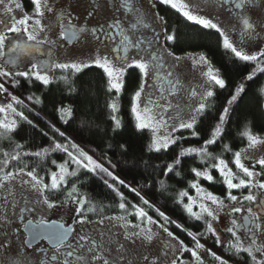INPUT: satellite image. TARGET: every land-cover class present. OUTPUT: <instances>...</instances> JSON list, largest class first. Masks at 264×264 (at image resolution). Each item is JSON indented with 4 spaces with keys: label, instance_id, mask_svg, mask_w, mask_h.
<instances>
[{
    "label": "snow or ice",
    "instance_id": "snow-or-ice-1",
    "mask_svg": "<svg viewBox=\"0 0 264 264\" xmlns=\"http://www.w3.org/2000/svg\"><path fill=\"white\" fill-rule=\"evenodd\" d=\"M162 5L169 6L171 9L175 10L182 16L186 21L199 25L204 29H212L219 33L221 37V42L224 49L230 51L235 58L243 62H252L255 67L252 71L244 78L245 80H251L256 72L264 73V48H260L258 51L246 52L242 47L238 48L234 42L230 39L228 34V29H226L222 24L214 19L202 15L203 9L197 0H159ZM264 3V0H218V6L224 7L228 6V11L231 13L232 17L242 26L241 36L242 38H248L249 40L254 39L264 32V24H255L251 21L249 15L247 14V9L259 6ZM33 9L31 13L25 12L22 4L19 0H0V6H2V11L7 15V20L0 19V25H2V30H0V95L10 96V102L6 104H0V138H6L8 133H11L17 127V121H26L29 125H32V121L25 116L23 111H18L17 106L23 108L26 107L24 101L9 92L6 87V82L10 81L12 86L15 87L19 81L16 77H23L29 82L33 79L41 82L43 85L47 86L51 82V73L53 69H59L64 72L71 71L72 75L81 72L84 68H89L95 66L101 69L104 75L107 77L108 91L112 92L115 90L116 94L122 90L124 85V76L128 69L135 68L139 70L141 83L139 88L135 91L132 96L131 112L136 120V128L138 130L151 129L153 132L152 142L150 144V149L155 151H160L161 149L167 150L170 144L176 143L178 139H184V137H174L170 134L168 135H157L156 133L161 128H171V132L175 133L181 129L190 130V134L193 137H197L199 133L196 131V124L198 118L205 112L208 107L207 101L210 97L214 96V91L212 90L213 85L219 86L220 88L225 87V80L216 72L211 66L207 67L206 71H202V76L205 77V85L202 92H197L195 89L189 92L190 103L187 105L188 114L185 117L183 109L180 105L175 106L174 111L173 105L170 101L164 97L163 92L160 89L155 88L154 91L165 99V103L161 104L158 101H152L151 98L143 99L145 91L147 88V79L157 76L158 79L167 82L170 88L167 89L168 96H174L178 90L179 81L172 82L171 80H165V77H171L172 71L168 70L165 73V77H160L157 74L164 68L165 60L163 55L157 54L155 50L152 49L153 41L146 38H142L141 29H148L151 27L146 21V16L138 8L134 7L132 0H120L119 7L117 10H124L125 15L131 14L132 19L125 26L123 20L114 17L110 23L99 26V29H90L93 36L96 37L97 41H112L113 44L118 42L119 47H111V52L117 53L114 56L108 54H103L99 49L96 51L95 55L87 63L70 61V62H57L52 60L51 62H42L37 59L34 55L41 51V46L44 44H49L50 41L46 36L42 34L46 30H51V26L45 23L46 13H54V8L51 6L50 0H31ZM16 10H19L20 15L14 14ZM156 17L161 22L164 21V17L156 14ZM60 22V36L64 38L67 36L68 39H72L77 35V31L84 32L85 29L81 28L75 30V27L71 24L69 20L66 26L63 23L64 14H59ZM10 21V22H9ZM259 29V31L257 30ZM235 30V25L233 29ZM9 34H12L11 36ZM164 39L166 42H173L176 37L174 34L165 33ZM108 47V45H106ZM7 49V59H4ZM130 49H137V54L132 56L130 59L127 53ZM120 53H124L121 55ZM143 53V54H140ZM167 56L173 57L176 61H179L181 57L174 56L172 51H167ZM27 59V63H25ZM198 62H202L207 65V60L203 55H200L198 61L194 59L193 63L196 65ZM64 79L67 83V77H60ZM243 84L236 87L235 92L230 96L226 102V106L219 115V121L213 128L210 138L204 140V143L200 147H188L182 148L173 163L167 165L165 175L173 171V166L178 165L180 157L190 155L195 153L201 157L211 158L215 162L209 165L210 168L216 169L220 176L223 178V184L227 189L226 196L221 198L208 192L206 189L202 188L197 182H190V188L196 190V197H192L187 191H181L179 197L181 201L184 197H187L188 203L184 204L185 211L197 220L206 217L210 218L206 221V232L210 233L212 236L216 237V244L219 246L224 243L220 237L217 235V229L214 228L213 223L219 219V212L224 211L229 206L225 201L233 202L234 204H240L238 207H231L228 214L240 213L242 210L247 212V215L243 218L242 223H238L237 219H232L230 221V226L224 229L225 232L229 233L231 239L227 242V250L234 252L239 255L240 253H246L250 258L251 264H264V198L258 197L254 194L253 189L264 192V157H260L255 160V163L251 168L245 165L243 162L245 159H249L248 156L244 155L250 149H255L257 146L264 144V137H260L251 132L250 129H245L241 132V136L244 137L248 144L247 147L236 151L233 153L232 163L235 165L237 172L229 167L228 163L218 157L212 156V154L207 150V145H212L216 143L217 139L223 130V125L225 124L230 107L238 100L240 94L244 91ZM264 91V89H262ZM28 99H33L29 97ZM36 103H39V99H35ZM108 107L112 110V113L117 111V103L115 101L111 102ZM58 111L64 115H71V110L68 108H61ZM165 114H167V119H165ZM112 120L115 123V127H120V120L117 119L115 115H112ZM171 121V124H169ZM67 122V121H65ZM54 131L59 132V129H54ZM61 137H65V133L59 132ZM67 140V138L65 137ZM23 146L16 144L12 152L4 151L0 148V189H4L6 185L17 178L20 179L21 184L27 185L30 190L37 193L38 203L46 206L48 209L55 207V204L50 201L47 192L51 190H58L70 177H76L77 172L80 169H85L88 172H99L104 174L106 177L111 178L112 181L118 182L120 185L129 187L125 185L123 180H120L117 176L113 174L107 167L102 163L97 162L89 155L85 150H83L79 145L73 143L71 140H67V143H56L50 146V148L42 149L41 151L34 153L22 152ZM225 151H231L228 145H224ZM61 151L67 154V159L64 163L56 164V161H52L56 164L58 168L57 171L50 172V183H45L44 178L39 176L35 167L31 170L28 169L27 164L19 167L16 171H6L12 164V162H21L22 156H34L40 159H44L49 152ZM71 165H76V168L69 171ZM256 165L260 166V171H256ZM191 171L195 174L197 178L203 177L208 181H213V176L210 174L206 168L201 171L197 168H192ZM242 174V175H241ZM26 177V179H25ZM105 184L112 189L113 192L120 198V203L118 207L121 210L126 211L125 197L119 191L114 184L109 183L106 179ZM162 186H163V182ZM248 189L247 194L241 193V196L233 194V190ZM135 192L140 198L144 205L152 207L150 202L140 195L136 189H130ZM9 195H12V189H6ZM69 198L78 205H85L86 200L83 196L78 194V190L75 184L72 185L71 190L68 193ZM210 201L211 203H206ZM242 202L255 203V208L252 206L243 209ZM197 205L199 208L198 212L193 211V205ZM215 206V207H213ZM134 209V214L141 222L146 225H153L157 222L153 220L151 216L144 210V208L137 206L136 204L131 205ZM29 212L34 211V208H27ZM76 212L80 213L81 208L78 207ZM131 214V213H129ZM160 217L167 223H175V221H170L169 217L163 212H159ZM109 219H114L117 221H124L120 227L125 229L124 239L135 241L137 239L145 242L151 243L156 233L151 227H141L140 224L131 225L132 229L129 230V222L125 220L124 216L111 217ZM83 223V220L78 221ZM41 225L44 221L39 222ZM31 225V221H28L24 225L28 228ZM159 227L164 233L167 234L172 240L177 241L180 252H190L194 264H204L198 250L203 249L204 245L197 240L196 235L189 232L188 234L192 236L193 240L196 241L194 248H188L184 245L183 241H179L178 238L164 225L160 224ZM177 227H180L177 224ZM71 231V229H69ZM242 232V235L239 234ZM38 235V233H37ZM67 232L59 231L54 234L53 243L57 254L50 257V262H58V264H116V260L109 258L105 254V249L102 244L96 241H90L86 236L81 235L79 240L83 242L80 247L86 248V252L77 253L76 249L73 248L72 251H64L61 249L67 247L71 248V245L66 244ZM26 243H29L26 241ZM7 243L0 245V248H6ZM29 247L31 244L29 243ZM166 247H171V245H166ZM125 249L124 244H119L116 248L117 254H119V260L124 262V264H132L128 261L126 257L122 254V250ZM208 254L213 257L218 264H228L221 256L207 250ZM62 256V260H58V257ZM69 257H74V259L69 260ZM165 258L167 254L165 253ZM143 260L146 264H157V259H150L148 256H143ZM13 264H16L13 261ZM43 264V262H42ZM170 264H183V261L179 257L171 258Z\"/></svg>",
    "mask_w": 264,
    "mask_h": 264
},
{
    "label": "trees",
    "instance_id": "trees-1",
    "mask_svg": "<svg viewBox=\"0 0 264 264\" xmlns=\"http://www.w3.org/2000/svg\"><path fill=\"white\" fill-rule=\"evenodd\" d=\"M25 10L30 11L28 7H25ZM167 18L168 26L175 31L176 37L172 51L176 54L203 55L225 80V87L213 90L214 96L208 99L207 109L198 118L195 126L199 133L197 137L189 134L187 138L184 134V139L167 150L150 149V132L136 128V121L131 112L132 96L141 83L139 71H128L123 89L117 95L115 90L108 91L107 77L103 71L91 66L75 75L70 72L57 73V79L49 86L40 87L37 83L21 82L15 92L26 107L17 106V110L23 111L32 121V125L18 119L17 127L8 133L6 138H0V148L12 152L15 145L20 144L23 146L22 152L34 153L50 148L53 142L67 143V140H71L92 153L96 159L109 165L114 175L129 186L114 185L125 197L128 209H131L132 203L135 202L129 198V193H135L130 189H136L149 199L153 208L164 211L170 221L195 231L198 225H205L185 211L183 205L185 199L180 202L179 193L187 191L189 194L190 182H197L192 168L201 171L207 168L214 179L211 182L201 180L199 182L201 187L223 197L226 194V187L213 168L209 167L215 161L206 157L200 160L190 154L180 157L181 162L178 165L174 164L173 171L165 175L167 165L173 163L182 148L195 147L210 137L227 100L241 84L245 90L230 107L228 118L223 125V133L211 154L224 159L230 166L231 154L247 144L241 132L250 129L253 134L264 137V91H262L264 73L256 72L251 80H245L255 64L240 61L230 51L224 49L219 33L185 22L172 13ZM62 76L67 77V83L60 78ZM29 97L33 99L30 100ZM36 98L39 99V103L35 102ZM113 101L117 103L116 113H112L108 107ZM61 108L70 109L71 115H64L62 119V114L58 111ZM112 115L120 120L119 128L115 127ZM54 129L65 133L67 140ZM224 145H228L231 151H225ZM63 157H66L64 153L56 157L49 154L44 159L22 156L21 161L28 164L26 170L35 167L39 176L46 181V170L51 169L52 161L61 163ZM2 158L0 155V159ZM73 184L80 195L84 194L87 197L84 207L94 210V213L96 211L118 213L120 198L99 179L97 173H80L70 179L64 187L46 194L51 202L69 201L71 199L64 195L69 193Z\"/></svg>",
    "mask_w": 264,
    "mask_h": 264
},
{
    "label": "flooded vegetation",
    "instance_id": "flooded-vegetation-1",
    "mask_svg": "<svg viewBox=\"0 0 264 264\" xmlns=\"http://www.w3.org/2000/svg\"><path fill=\"white\" fill-rule=\"evenodd\" d=\"M19 2L22 4L24 10L25 7H28L30 11H32L33 5L31 4V0H19ZM132 2L134 7L138 8L142 13L145 14L147 23L151 25V27L148 29L140 30V32L142 33V38L152 40V49L155 50L157 54L163 55L164 57V68L157 75L160 77H165L166 71L171 70L172 76L165 77V80H171L172 82H175L177 80L179 81V86L176 94L174 96H168L166 90L170 88V85L167 82L158 79L157 76H153L152 78H150V82L147 86L148 89L145 92L144 99L150 97L152 101H158L161 104L165 103V99H162L161 96L154 91L155 86V88H158L161 92H163L164 97L167 100L169 98H173L177 101H183L184 99L189 97H186V94L188 92L193 89L196 90V88L200 87L201 85H193L194 83L190 84L187 76L185 75L186 78H184V75L182 74V68H186V58L199 54L174 53L172 51V45L174 41L168 43L165 41L164 36L165 33L175 35V31L168 26L169 19L167 17L170 13L176 15L179 19L185 22L188 21H186L182 16L179 15V13L171 9L169 6L160 4L159 0H132ZM197 2L203 9L201 14L206 15L214 19L215 21H217L220 16L232 17L231 13L228 11V6H218V0H197ZM50 3L51 6H61L62 9L66 11L63 13V23L66 26L68 25V22L70 20L71 24L75 27V30L84 28L85 31H77V35L74 36L75 40L72 44H68L67 42H65L64 38H60L59 46L57 44H53L55 47L50 48L49 50H47V52H45V49L41 48V51L39 53L34 54L38 60L42 62H51L52 58L55 59V57H53V53L58 49V47L61 49H63L64 47H74L78 45L81 40L88 41L89 44L93 46L94 53H96V51L99 49L103 54H108L110 56H114L117 54L111 52V47H119L118 42L113 44L112 41H97L96 37L92 35L90 29H99V26L101 25H104L106 28V24L110 23L114 17L123 20L126 26L128 22L132 19V17L131 14L125 15L123 9L119 11L117 10V8L119 7L120 0H50ZM72 5H74L77 9L80 8L83 12L84 20L81 25H77L79 20L78 16L71 13L70 8H73ZM157 13L159 14V16L164 17L163 22L157 19ZM60 22L61 21L59 20V18H55L52 22L53 24H51L56 26L57 28H60ZM195 26L200 27L199 25ZM9 35L11 36L12 34ZM106 45H108V47H106ZM169 50L174 53V56H179L181 57V59L179 61H176L173 57L167 56V51ZM137 51V49H130L127 55L131 59L132 56L137 54ZM5 53V59H7L8 53ZM120 54L123 55L124 53ZM25 63H27V59H25ZM130 70L139 71L135 68L128 69L124 76V80L126 79L128 71ZM51 77L52 79L49 85L52 84L56 75L54 76V73H51ZM21 82H24L26 84L37 83V85H39L40 87L45 86L39 81L33 79L31 82H29L23 77L21 78L20 83ZM222 133L223 130L221 134ZM173 136L175 137V134ZM219 138L217 139L216 143H218ZM203 143L204 141L195 147H200L203 145ZM216 143L206 146L207 150L210 153L213 152L212 150L215 148ZM192 155L197 156L200 160L203 158L195 153H192ZM231 157L233 159V154H231ZM23 164L27 163L22 161L12 162V164L8 169H6V171H16V168L23 166ZM105 167L108 168L110 166L108 165ZM55 169L56 164L51 163V169L46 170V183L48 182V179L50 177V172L54 171ZM96 173L98 174L99 172ZM98 176L100 180L105 181L107 179L109 183H112L114 185L118 184V182L112 181L111 178L106 177L102 173H99ZM5 191L6 189L3 192H0V199H6L7 194ZM140 195L143 196L145 199L147 198L143 194ZM64 196L69 197L68 194H65ZM80 196H83L84 198L86 197L84 194ZM129 198L135 200V202L132 204H136L137 206L144 208L148 215L151 216L153 220H155L157 223L153 225H146L142 223L141 219H138L135 216L134 209L132 208L128 209L126 207L125 211L121 210L118 207V213L108 211H96V213H94V210L84 207L86 206V203L83 206L78 205L74 202L72 203V205L74 204L81 208L80 213L76 212L77 208L42 210L44 212H50V214H47L45 217L39 216L31 218L32 216H34L35 210L32 212L27 211L25 208L18 210V214L16 216L17 218L16 220H14L15 222L7 221L8 223H6L4 228L0 226V231L3 232L6 238L5 241L3 240V244L7 243L8 245L6 247L8 251H6L5 248H0V264H13V261H15L16 264H42V262L43 264H49L50 257L57 254L53 239L54 234L59 231L67 232L66 244L72 246L71 248L65 247L61 249L62 252L72 251L73 248L76 249L77 253L86 252V248L80 247L83 242L79 240V237L83 235L86 236L90 241L94 240L97 243L102 244L105 249V254L109 256V258L115 259L116 264H124V262L119 260V254H117L116 252V248L119 244L125 245V249L122 250V254L126 257L128 261H131L132 264H146V262L143 260V256H148L150 259H157V264H170L171 258L173 257H179V259L183 261V264H194V261L191 257V253L178 251L179 245L177 241H174L170 237H168L167 234L164 233L159 227L160 224H164L169 229V231H171L178 238L179 241H183L184 245L188 248H194L196 243V241H194L192 236H190L188 233L191 232L196 235L197 240H199V242L204 245L203 249L198 250L202 260L204 261V264H218V262L215 261L213 257L208 254L207 250H211L212 252L221 256L224 260L228 262V264H251L250 258L247 256L246 253H240L239 255H237L234 252L227 250V242L231 239V236L229 233L225 232L224 229L230 226V224H221L220 226H214V228L217 229V235L224 242L218 246L216 244V237L206 232V226L198 225L195 231H191L183 228V226L181 225L180 227H177V223H175V225H171L170 223L165 224V221L159 215V212L164 213V211L160 210L159 208L156 209L155 206V208H153V204L151 203L150 204L152 205V207L144 205L140 198L136 195V193H129ZM147 200L149 201V199ZM53 203L55 204V202ZM252 207L255 208V203H253ZM246 215L247 212L243 210L237 215V217H234L233 219H237L238 223H242L243 217H245ZM118 216H124L125 220L129 222V230L138 231L139 229H132L131 225L140 224L141 227H151L152 230L156 227L162 233L166 234V239L158 243V252L153 253V250L155 251L154 238L151 243H145L139 239L135 241L125 240V229L120 227V225L124 223V221L109 219L111 217ZM41 220H43L44 223L55 222L62 226H58L57 230L51 236L35 240L34 243L31 244V247H29L28 243H26V241L28 242V237L24 225L27 224L28 221H31V223H34L35 225H39V222ZM80 220H83V223L78 222ZM13 223L15 224L13 225ZM12 225L14 227H12ZM69 229H71V231H69ZM194 232L199 233L196 234ZM93 233H95L97 236L94 237ZM239 234L242 235V232ZM166 245H171V247H166ZM165 253L167 254V258H165ZM62 259V256L58 257V260ZM68 259L72 260L74 259V257H69ZM51 264H58V262H51Z\"/></svg>",
    "mask_w": 264,
    "mask_h": 264
},
{
    "label": "rangeland",
    "instance_id": "rangeland-1",
    "mask_svg": "<svg viewBox=\"0 0 264 264\" xmlns=\"http://www.w3.org/2000/svg\"><path fill=\"white\" fill-rule=\"evenodd\" d=\"M52 7L54 8V13H46V18H45V23L51 26V30L50 31L46 30L45 33L42 34V38H43V36H46L47 39L50 41L49 44H44L41 46L42 49H45V52H47V50H49L50 48L55 47L53 44H57L58 46L60 45V38H61L60 28H57L56 26L52 25L53 24L52 22L55 18L59 17V14L66 12L62 9L61 6H57V7L52 6ZM72 7L73 8H70L71 13L78 16L79 20H78L77 25H81L83 20H84L83 19L84 18L83 12L80 8H78V9L75 8L74 5H72ZM246 11H247V14L249 15L252 22H254L255 24H258V25L264 24V3L260 4L259 6H254L253 8L252 7L248 8ZM31 12L32 11H30L29 13H31ZM14 14L20 15L19 10H16V12ZM0 19L7 20V15L2 11V6H0ZM217 21L220 24H222L226 29H228V34L230 36V39L234 42V44L238 48L242 47L246 52H254V51H258L260 48H264V32H261L260 36H257L254 39L249 40L246 37L242 38V36H241L242 26L233 17L220 16ZM233 25H235V30H232ZM2 27L3 26L0 25V30H2ZM257 30L259 31V29H257ZM5 52H7V49H5ZM94 55H95V53L93 50V46L90 45L88 41L81 40L80 43L74 47H64L63 49L58 47V49L56 51H54V53H53V57H55V59L52 58V60H55L57 62L78 61V62L87 63L91 60V58ZM199 56H200V54L186 58V61H187L186 62V68L185 67L182 68V74L184 75V78H186L185 75L187 76L190 84H192V83H194L193 85H195V84L200 85L201 84L200 87L196 88V91L202 92L204 90L202 86L205 85V79L206 78L203 77L201 73H202V71H206L207 67L211 66V65L207 59H206L208 62L207 65H204L202 62H198L196 65H194V63H193L194 59L196 61H198ZM5 58H6V56L4 57V59ZM0 63H3V61H0ZM62 72L64 73V71L59 70V69H53V71H52V73H54V76L56 75V73H62ZM69 72L71 73V71H69ZM21 78L22 77H16V79L19 81V83L21 81ZM56 79H57V76L55 77L54 80H56ZM149 82H150V78L147 79V86H148ZM19 83L16 84L15 87H13L12 83L10 81H7L6 87L8 88V90L11 94L16 95L15 91L18 88ZM211 87H212V90H214L215 88H220L219 86H216V85H213ZM147 89H148V87L146 88V91H147ZM188 93L186 94V97L189 96ZM143 99H144V97H143ZM167 101H170L173 105V109H170V111L177 110V109H175V106L177 104H179L180 108L183 109L185 117L187 116V114H188L187 105H189V103H190L189 97L184 99L183 101H177V100H174L173 98H169ZM9 102H10V96L0 95V104H6ZM165 119H167V114H165ZM169 124H171V121H169ZM143 130H147L148 132H150L151 142H152V138H153L152 130L147 129V128L143 129ZM156 134L157 135H168V134H170L172 136L175 134V137H183L184 134H186L187 138H189L188 135L190 134V130L181 129L175 133H172L171 128L168 127V128H161ZM180 140L181 139H178L176 141V143L179 142ZM246 142H247V140H246ZM174 144H170L169 147L173 146ZM247 144H248V142H247ZM247 144L242 149L246 148ZM82 149L85 150L89 155H91L93 157V159L97 160V162L102 163L104 166H108L105 162L96 159V157L92 153L87 151L85 148H82ZM161 150H164V149H161ZM63 153L64 152H61V151H55V152L50 151L47 154V156L50 154V155L56 157L57 155H61ZM244 155L248 156L249 159H245L243 162L245 163L246 166L251 168L252 165L255 163L256 159H258L260 157H264V144L257 146L255 149L248 150L247 152L244 153ZM64 156H66V157H63V161L61 163H64V161L67 159L66 153H64ZM56 164H60V163H56ZM229 167L233 170V172H237V169L233 163H231V165ZM74 168H76V165L70 164L69 171H71ZM108 168L110 171H112L111 167H108ZM213 170L217 173V176L221 179V181L223 183V178L220 176V173L214 168H213ZM255 170L260 171L261 170L260 166L256 165ZM54 171L58 172L59 170L56 167V169ZM83 172H88V171L85 169H80L77 172V176ZM92 173H96V172H92ZM72 178H75V177L68 178L66 180V182L62 185V187H64L69 182V180ZM25 179H26V177H25ZM262 179H264V178H262ZM201 180L208 181V180L204 179L203 177H200V178H197V183H199ZM47 183H50V177H49ZM8 188L12 189V195H9L8 192L5 191L7 194L6 199H0V226L2 228H4L6 223H8L9 221L16 220L18 210L23 209V208H25V209L34 208L35 209L34 216H32L31 218H35V217H39V216L45 217L47 214H50V212L42 211V210H51V209H48L46 206H43L42 204L38 203L37 193L30 190V188L27 185L21 184L19 178H17L15 181L8 183L4 189H0V192H3L5 189H8ZM51 191H53V190H51ZM226 192H227V189H226ZM253 192H254V194L257 195L258 199L264 198V192L258 191L256 189H253ZM241 193L247 194L248 189L244 188V189H239V190H233V194L237 195L238 197L241 196ZM189 195L195 198L197 195L196 190L193 188H190ZM216 196H218V195H216ZM225 196H226V194L221 198H224ZM184 199H185V201L183 202V205L188 203L187 197H184ZM72 203H73L72 200H69L66 202H61V203H55V207L52 209H71V208L75 209V208H78L77 205H74V204L72 205ZM206 203L210 204L211 202L207 201ZM225 203L229 207L227 209H225L224 211L219 212V219L217 221L212 222L213 226H216V225L220 226L221 224H230V221L234 217H237V215L239 214V213H232L231 215H229L228 212H229L231 207L241 206L240 204H234L233 202H230L227 200L225 201ZM252 205H253V203L250 204L249 202H242L243 209H246L247 207L252 206ZM213 207H215V206H213ZM193 211H195V212L199 211L198 206L195 204L193 205ZM192 218H194V217H192ZM209 219L210 218L205 216V218H203V219H200V220L195 219V220L200 221L202 224H204L206 226V221H208ZM14 224L15 223H13V225ZM13 225H12V227H14ZM153 231L156 233V236H154L155 251L153 250V253H157L159 250L158 243L162 242V241H164V239H166V234L162 233L156 227L153 229ZM93 236L95 237L97 235L95 233H93ZM5 239L6 238L3 234V232L0 231V242H1L0 245H3V242L5 241ZM5 250L8 251L7 248H5Z\"/></svg>",
    "mask_w": 264,
    "mask_h": 264
},
{
    "label": "water",
    "instance_id": "water-1",
    "mask_svg": "<svg viewBox=\"0 0 264 264\" xmlns=\"http://www.w3.org/2000/svg\"><path fill=\"white\" fill-rule=\"evenodd\" d=\"M64 40L68 44H72L75 38L73 37L72 39H68L67 36H65ZM58 226L61 227L62 225L57 224L55 222L44 223L42 225L41 224L35 225L34 223H31V225L25 229L28 237V242L32 244L37 239L51 236L57 230Z\"/></svg>",
    "mask_w": 264,
    "mask_h": 264
}]
</instances>
